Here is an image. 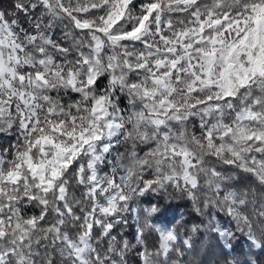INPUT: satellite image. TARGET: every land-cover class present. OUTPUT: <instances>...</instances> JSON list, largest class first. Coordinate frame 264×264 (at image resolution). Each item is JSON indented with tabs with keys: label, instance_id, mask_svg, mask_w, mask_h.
<instances>
[{
	"label": "snow or ice",
	"instance_id": "6c2138e0",
	"mask_svg": "<svg viewBox=\"0 0 264 264\" xmlns=\"http://www.w3.org/2000/svg\"><path fill=\"white\" fill-rule=\"evenodd\" d=\"M8 132L0 264H183L201 228L264 252V0H0ZM169 189L207 224L117 230Z\"/></svg>",
	"mask_w": 264,
	"mask_h": 264
},
{
	"label": "trees",
	"instance_id": "16d2710c",
	"mask_svg": "<svg viewBox=\"0 0 264 264\" xmlns=\"http://www.w3.org/2000/svg\"><path fill=\"white\" fill-rule=\"evenodd\" d=\"M6 2L7 0H5ZM14 135L13 132L0 134V149L10 147L15 143ZM153 204L158 208L156 217L153 219L154 223L175 226L177 231H187L193 224H207L208 217L206 215L200 216L194 210L193 204L180 192L169 189L167 193H146L144 196L136 198L132 205L139 210L138 213L135 215L125 213L124 215L128 217V224L117 225V230L127 236L133 244H135L133 239L134 226L137 225L135 216L139 214L142 220V210L150 208ZM217 217L226 216L220 213ZM113 235H116V232ZM155 239L156 234L152 233L147 237L146 243L152 246ZM242 239L244 238L240 237L239 243L233 242V247L228 249L223 246V241L214 232L201 228L200 232L194 236L193 249L185 252L183 264H224L226 260L239 259L243 261L246 258L256 259L259 264H264V252L260 249L250 248L249 243L244 245ZM129 264H140L135 252L129 253Z\"/></svg>",
	"mask_w": 264,
	"mask_h": 264
},
{
	"label": "rangeland",
	"instance_id": "374dc122",
	"mask_svg": "<svg viewBox=\"0 0 264 264\" xmlns=\"http://www.w3.org/2000/svg\"><path fill=\"white\" fill-rule=\"evenodd\" d=\"M133 207V206H132ZM130 214L131 215H135V213H132V212H130ZM217 220L221 223V224H223L224 223V221H226L227 220V218L226 217H217ZM156 224H158V225H160V226H165V227H170V225L169 224H161V223H157L156 222ZM243 240V244L244 245H246L248 242L245 240V239H242ZM229 249V248H228Z\"/></svg>",
	"mask_w": 264,
	"mask_h": 264
}]
</instances>
